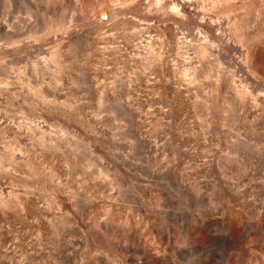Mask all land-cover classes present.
<instances>
[{
    "label": "rangeland",
    "instance_id": "rangeland-1",
    "mask_svg": "<svg viewBox=\"0 0 264 264\" xmlns=\"http://www.w3.org/2000/svg\"><path fill=\"white\" fill-rule=\"evenodd\" d=\"M0 264H264V0H0Z\"/></svg>",
    "mask_w": 264,
    "mask_h": 264
}]
</instances>
